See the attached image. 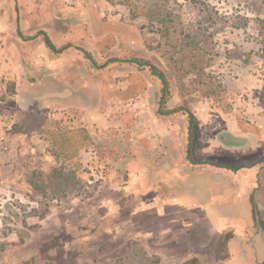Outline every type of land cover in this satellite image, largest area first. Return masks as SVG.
Masks as SVG:
<instances>
[{"label": "rangeland", "instance_id": "1", "mask_svg": "<svg viewBox=\"0 0 264 264\" xmlns=\"http://www.w3.org/2000/svg\"><path fill=\"white\" fill-rule=\"evenodd\" d=\"M70 2L0 0V48L15 41L16 18L24 43L41 23L50 24L56 48L73 43L97 66L118 60L95 69L77 50L48 51L49 61L64 67L63 76L16 92L13 109L0 105V264H156L139 247L122 253L106 242L120 224V209L136 205L109 189L137 170L123 161L138 141L157 138L165 145L162 154L169 145L175 164L179 147L187 146L186 114H156L161 84L147 64L168 82L165 109L185 108L194 118L191 155L213 169H206L203 183L217 186L221 204L232 197L234 203L243 189L227 168L244 156L264 170V0ZM151 13L150 20L145 14ZM149 123L154 135L145 131ZM173 172L162 176L159 193L165 196L166 187L176 197L192 196L190 186L200 180ZM252 194L251 229L225 205L216 264H230L228 242L251 240L257 226L264 237V187ZM195 213L199 220L187 223L204 221Z\"/></svg>", "mask_w": 264, "mask_h": 264}, {"label": "crops", "instance_id": "2", "mask_svg": "<svg viewBox=\"0 0 264 264\" xmlns=\"http://www.w3.org/2000/svg\"><path fill=\"white\" fill-rule=\"evenodd\" d=\"M70 1L72 0H69V3H72ZM57 19L61 20L60 17ZM57 24L59 25V23ZM16 26L17 20L14 18L16 39L12 43L10 41L5 42L4 46L0 48V90L4 81H13L17 93L22 90L29 92L32 91L34 86L38 87V84L46 81H56L59 74L63 76L64 67L49 61L50 54L43 40L37 37L24 43ZM10 28L8 25V34L11 32ZM50 29V24L41 23L31 37H34L40 31L48 37ZM77 35L78 33L75 37ZM70 39L74 38L70 36L66 41H70ZM71 44L73 47L75 46L73 43ZM28 48L33 51L28 53L26 51ZM18 96L14 95L0 101V105L6 109H13L18 105ZM17 97L18 100L15 101ZM55 97L58 98L59 96ZM9 101L15 102H12L11 105ZM144 127H146V130L144 128L143 130H150L152 135L155 134L154 125L152 126L149 123ZM171 129L175 132L177 130L176 125H173ZM18 136L21 138V134ZM172 142L174 146L172 143L170 147L173 151L177 144L174 140ZM160 144L161 142L157 138H149L146 142L138 141L135 154L128 155L129 157L127 156L123 161L131 165L136 164L137 170L134 173H131V170L128 174L124 173L128 181L122 184L120 188L115 189L112 186L109 190L119 193L120 197L124 199L134 198L136 205L130 209H120V224L111 229L110 234H107L109 238L106 239V242L115 247L113 250L117 252L120 249L122 253L126 250L128 252L132 250V246L139 247L143 252H149L150 255L157 258L160 264H182L193 258H197L200 264H216V248L220 237L225 232L224 219L226 216L222 214L225 205L230 210L238 211L242 226L251 229L254 225V219L252 218L250 201L253 197L257 201V195L252 194L257 186L264 187V170H259V166L256 165L252 168H241L235 173L227 172L235 175V179L238 180L243 190L239 196L234 197V203L232 197L229 202L221 204L217 186L215 185V190H212V185H210V188L206 183H203V179L207 174L206 169H211V172L213 169L210 166L203 168L204 165L197 164L198 162H209L207 159L192 153L193 162L196 164H191L186 159V145L182 143L179 147L180 154L177 156L176 164L178 165H176L171 160L173 157L169 154V145L164 149L166 153L162 154L165 145L161 146ZM243 157L239 158L241 166L247 162V160H243L246 157ZM126 168H128V165ZM173 171H179L184 176L189 177L195 175V179L200 180L191 184L192 196L176 197L174 190L166 187V189L164 188L165 196L159 193L162 188V176L176 173ZM250 174H254V176L250 177ZM134 179H136L135 182H133ZM207 194L210 196L209 198H205ZM195 212L202 213L204 216L201 219L204 221L187 223L192 217L199 220L198 214ZM250 221L253 222V225ZM257 239L262 244L264 243V237H262L260 229L253 235L251 240L242 238L236 243L228 242L226 248L229 249L230 264H256L258 261Z\"/></svg>", "mask_w": 264, "mask_h": 264}, {"label": "trees", "instance_id": "3", "mask_svg": "<svg viewBox=\"0 0 264 264\" xmlns=\"http://www.w3.org/2000/svg\"><path fill=\"white\" fill-rule=\"evenodd\" d=\"M153 13L150 14H145V16L148 18V19H153ZM133 19L136 17L134 14L131 16ZM164 17H168V13L164 12ZM162 22H164V19L162 20ZM19 34V31L17 32ZM42 37V40H43V43L44 45L46 46V48L48 49V51L54 55H59L61 54L63 51L67 50V49H75L77 51H79L83 58L88 61L93 68L95 69H98V68H101V67H104V65H107V63H116L118 62L117 59H111L110 61L106 62L104 65H101V66H97L96 63L94 62V60L91 58V56L85 52L84 50H81L80 48H77V47H73L72 45L70 44H66L60 48H56L52 42L50 41V39L46 36L45 33L43 32H38L34 37H30L28 39H26L25 41H30V40H33L34 38H37V37ZM129 63H134V64H137V61L136 60H131ZM140 63V62H139ZM138 65V64H137ZM144 65V64H143ZM146 66V65H145ZM148 66V70L150 72V74L154 77H156L159 81H160V84H161V89H160V98H159V101H158V109L156 111V114L158 116H168V115H173V114H176V113H184L186 114V118H187V146H186V159L188 162H190L191 164H196L195 162H193V159H192V155H191V152H190V137H191V134L193 132V126H194V118L193 116L185 109V108H176V109H173V110H167L165 109V102L168 98V95H169V87H168V82L164 76V74L162 72H160L157 68L147 64ZM5 86H6V89H5V94L4 98H0V101H4L6 98L8 97H11V96H14L16 94V90H15V82L13 81H5L4 82ZM17 125V124H15ZM13 125L12 127L15 128L16 126ZM14 133L16 134H23L20 130V128H17V129H14L13 130ZM259 162L257 163H252V164H248L247 162H245L244 164L239 165L237 167H234V168H227V171H231V173H235L236 171H238L239 169L241 168H252L254 166H256ZM197 164H201V165H205V164H208L207 162H198ZM259 227V226H258ZM262 229V227H259V229ZM159 261L157 258H155V263L157 264ZM182 264H200V261L197 259V258H193V259H190L189 261L187 262H184Z\"/></svg>", "mask_w": 264, "mask_h": 264}, {"label": "water", "instance_id": "4", "mask_svg": "<svg viewBox=\"0 0 264 264\" xmlns=\"http://www.w3.org/2000/svg\"><path fill=\"white\" fill-rule=\"evenodd\" d=\"M55 96H60V94H56ZM256 250L258 263L262 264V261H264V248L262 246V243L258 239L256 240Z\"/></svg>", "mask_w": 264, "mask_h": 264}, {"label": "flooded vegetation", "instance_id": "5", "mask_svg": "<svg viewBox=\"0 0 264 264\" xmlns=\"http://www.w3.org/2000/svg\"><path fill=\"white\" fill-rule=\"evenodd\" d=\"M263 263H264V261H262ZM256 264H260V263H258V261H257V263Z\"/></svg>", "mask_w": 264, "mask_h": 264}]
</instances>
